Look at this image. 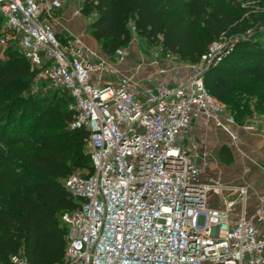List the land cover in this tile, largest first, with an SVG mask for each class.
<instances>
[{"label": "built area", "instance_id": "built-area-1", "mask_svg": "<svg viewBox=\"0 0 264 264\" xmlns=\"http://www.w3.org/2000/svg\"><path fill=\"white\" fill-rule=\"evenodd\" d=\"M64 3L0 0V45L16 44L41 67L36 80L66 88L74 110L69 125L88 132L92 172L62 180L78 204L61 214L64 257L52 264H264V195L251 216L231 224L235 199L221 195L223 206L209 203V191L219 186L200 181V165L184 142L194 112L236 141L233 117L223 114L201 72L229 45L212 41L180 79L143 84L124 75L110 81L105 74L122 60L124 48L109 61L76 36L61 39L52 19ZM11 259L29 264L21 253Z\"/></svg>", "mask_w": 264, "mask_h": 264}, {"label": "trees", "instance_id": "trees-1", "mask_svg": "<svg viewBox=\"0 0 264 264\" xmlns=\"http://www.w3.org/2000/svg\"><path fill=\"white\" fill-rule=\"evenodd\" d=\"M242 11L231 0H82L80 6L82 14L92 16L90 35L110 58L117 48L130 46L132 25L144 42L160 41L186 63L198 62L224 33L239 37L203 72L208 91L235 117L246 112L240 81L264 79V43L255 33L241 37L251 27ZM5 51L0 57V264H15L11 256L18 253L29 264H52L64 257L67 225L61 214L78 204L62 180L76 171L92 172L88 132L70 127L74 110L66 88L36 80L41 67L32 66L16 44ZM28 102H34V111H26ZM35 112L41 131L30 140L23 127ZM219 156L233 161L225 144Z\"/></svg>", "mask_w": 264, "mask_h": 264}, {"label": "crops", "instance_id": "crops-1", "mask_svg": "<svg viewBox=\"0 0 264 264\" xmlns=\"http://www.w3.org/2000/svg\"><path fill=\"white\" fill-rule=\"evenodd\" d=\"M61 9L57 11L52 19V26L56 33L63 37L76 36L84 45L95 50L100 56L113 61L114 58L107 56L101 50L97 40L90 34L87 33L88 35L85 36L82 32H68L58 27L55 24V18L60 16ZM68 12L76 15L71 10H68ZM152 62L140 47L136 49L130 45L124 49L122 60L115 62L113 65V72L105 74V79L116 81L120 76L130 75L136 82L146 84L144 83L145 80H151L149 83H154L157 81L155 73L157 66ZM176 71L165 72L162 79H166L170 75L179 79L184 76L183 73H175ZM233 128L236 132L235 142H233L228 132L218 126L214 120L206 122L200 112H194L187 140L185 141L192 159L200 165V181L219 186V192L209 191V203L223 206L221 195L235 199L234 208L229 216L231 224L235 223L243 214L245 217L251 216L260 205V196L264 195L263 135L261 136L256 131L254 132L255 136L248 141L244 135L247 129H243L238 125H234ZM224 144L232 152L233 161L231 163L222 161L219 156V149ZM242 145L245 146L241 148ZM241 187L246 190L244 199ZM258 235L260 236V232ZM261 254L264 257V247Z\"/></svg>", "mask_w": 264, "mask_h": 264}, {"label": "rangeland", "instance_id": "rangeland-1", "mask_svg": "<svg viewBox=\"0 0 264 264\" xmlns=\"http://www.w3.org/2000/svg\"><path fill=\"white\" fill-rule=\"evenodd\" d=\"M231 3L243 9L242 16L247 18L251 24V27L241 33V37H250L253 33H255L257 34L255 40L264 43V0H231ZM81 4L82 0H65L64 6L60 11V16L55 18V24L62 30L68 32H82L85 36L90 34L89 23L92 16L84 15L80 11L76 13V15H72L68 12V10L74 12L75 9H80ZM132 33L133 36L130 42L131 47H135L136 49L140 47L151 62H154L152 63L157 66L155 72L157 81L163 78L165 72H170L171 70H177L175 73H183L184 75L189 73L190 68L186 65L187 63L177 55L166 51L160 41L155 44H148L144 42L133 29ZM221 39L224 44L229 45V50H231L239 37H232L231 35L224 33L222 34ZM8 45L9 44L1 45L0 57H3L6 54L5 49H7ZM127 59L128 58L126 57V60ZM201 67V72L203 74L205 68L203 66ZM149 82H151V80L144 81V83ZM240 83H242L245 87V93H243L244 106L242 109H245L246 112L240 117H235L230 109L222 104L223 114L232 116L235 121V125H238L243 129H247L244 135L248 141L251 137L255 136L254 132L256 131L259 132L261 136L263 135L262 137L264 140V79L258 81L254 79H244L240 81ZM34 106V102H28L26 105V111H34ZM36 114L37 112H35V114L27 120L23 127L24 134L27 135L30 140L35 139L38 132L41 131V128L36 129L35 126ZM186 138L184 139V142L187 140ZM32 146L33 142L27 147V149L31 150ZM244 146L245 145H242L241 148ZM2 191H4V186L0 183V192Z\"/></svg>", "mask_w": 264, "mask_h": 264}]
</instances>
